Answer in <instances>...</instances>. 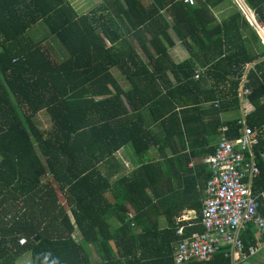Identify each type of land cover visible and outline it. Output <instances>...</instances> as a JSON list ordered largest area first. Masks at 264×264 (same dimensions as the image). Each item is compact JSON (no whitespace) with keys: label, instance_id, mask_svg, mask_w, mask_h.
<instances>
[{"label":"trees","instance_id":"obj_1","mask_svg":"<svg viewBox=\"0 0 264 264\" xmlns=\"http://www.w3.org/2000/svg\"><path fill=\"white\" fill-rule=\"evenodd\" d=\"M242 2L264 27V0ZM224 4L229 10L219 17ZM242 10L232 0H101L88 12L72 0H0V264L27 254L32 264H174L175 245L203 226L200 217L190 225L170 216L177 180L166 172H195L181 181L206 183L205 158L215 153L220 127L236 138L243 123L264 120V40ZM41 22L65 56L55 60L36 30L29 32ZM176 41L189 52L178 63L168 53ZM243 75L249 94L240 100ZM244 99L252 105L246 113ZM158 124L161 139L151 128ZM127 144L141 161L155 145L169 154L112 186L99 167ZM263 150L264 133L253 194L264 185ZM160 206L168 213L165 227L149 216ZM258 214L264 219L263 200ZM257 234L253 223L241 231L245 253ZM227 253L224 247L189 264H232Z\"/></svg>","mask_w":264,"mask_h":264},{"label":"built area","instance_id":"obj_2","mask_svg":"<svg viewBox=\"0 0 264 264\" xmlns=\"http://www.w3.org/2000/svg\"><path fill=\"white\" fill-rule=\"evenodd\" d=\"M182 1L190 5L197 3V0ZM260 29L264 34V27L260 26ZM248 68L249 65L246 70ZM202 74L203 70H197L194 79L199 80ZM245 76L240 79V100L249 94L244 89ZM219 130L222 135L215 153L205 158L211 178L206 185L200 217L203 231L179 240L172 253L174 264L209 261L224 247L229 248L225 256L232 259V264H238L264 251V219L258 214L260 200L264 201V185L258 194L252 192L254 180L260 174L255 151L264 133V120L256 126L243 123L236 138L227 137L226 127H220ZM258 157L264 162V150L258 152ZM248 223L255 225L259 238L256 246L245 253L240 233ZM177 233H181V227ZM25 243L26 238L22 237L20 245Z\"/></svg>","mask_w":264,"mask_h":264},{"label":"crops","instance_id":"obj_3","mask_svg":"<svg viewBox=\"0 0 264 264\" xmlns=\"http://www.w3.org/2000/svg\"><path fill=\"white\" fill-rule=\"evenodd\" d=\"M74 5L76 6L78 11L88 12L90 7L93 4H98L101 2V0H72ZM149 2V0H145ZM239 4V2H238ZM240 5V4H239ZM245 6V5H244ZM242 7V6H241ZM246 7V6H245ZM243 9V8H242ZM248 9V8H247ZM246 16L249 17L248 13L243 9ZM250 11V10H249ZM139 53L141 54L142 60L145 61V63L150 64V60L145 56L144 52L139 49ZM168 53L169 56L172 58L174 62H181L185 60L186 58H189V52L186 50L185 46H183L179 42H175L173 45L168 46ZM112 74L117 78V80L120 82L124 90L128 91L130 89L129 83L125 80L124 76L122 75L121 71L118 69H112ZM170 80H173L172 76H169ZM124 104L126 106V109L131 112L130 106L128 103L124 100ZM242 111L243 113H246L252 109V105L244 99L242 101ZM180 111V109H176ZM228 116V115H227ZM151 128L155 129L160 136V139L163 137L164 133L162 131V127L158 124L157 126H151ZM150 130V128L148 127ZM180 139L176 140V143L178 144ZM164 153L169 154V150L165 149L162 151L161 147L159 145L152 146V149L148 152L147 156H144V160H140V157L136 155V153L133 150L132 145L127 144L126 146L122 147L121 150L117 151L111 158L110 162L106 163L103 162L99 169L102 171V175L109 178L110 182L112 183V186L116 182H119L124 177L130 176L133 172H135L136 169H139L142 164L145 163H157L164 161ZM201 160L199 158L192 160V164L188 165L186 168H194L198 162ZM175 169H181V167H175ZM169 173L168 177H174L177 181L175 182L174 189H175V205H168L167 209H169L170 216L172 215L176 220H180L185 224H195L198 222L200 213L199 209L203 208V201L205 198V181L203 179H197L194 181H190L189 184H184L181 180L183 178H193L195 177V172H179L177 170L166 172ZM167 180V178L165 179ZM148 182V181H147ZM165 188V187H164ZM159 193L162 192L160 188H158ZM146 192L148 193L149 197L157 204L158 200L154 196L153 189H146ZM165 194L160 195L159 197L163 196ZM108 198H111V194L106 195ZM158 197V198H159ZM161 202V201H160ZM129 210L131 212L134 211L132 206L129 204L127 205ZM159 213L157 216H155L153 213H150L149 216L151 220L158 221L159 225L161 227L167 226L168 220H167V214H166V207L160 206L159 207ZM258 237V234L256 235ZM256 262L257 264H264V251L259 252L256 256H254V259L252 260V263Z\"/></svg>","mask_w":264,"mask_h":264},{"label":"rangeland","instance_id":"obj_4","mask_svg":"<svg viewBox=\"0 0 264 264\" xmlns=\"http://www.w3.org/2000/svg\"><path fill=\"white\" fill-rule=\"evenodd\" d=\"M234 4H237L235 0H232ZM242 8V7H241ZM229 8L227 4H224L223 6L220 7L219 9V17H222L228 12ZM36 30L32 35H36L37 40L43 39L44 45H46L48 51L52 54V57L57 60L60 58V56H65L66 50L64 46L62 45L61 41L56 37L55 35L51 34L50 31L47 29L46 25L44 23H39L37 25H34L29 29V32ZM40 117L39 119L42 122H48V117H44V115L38 116ZM37 117V118H38ZM17 264H31V255L27 254L23 258H21ZM253 264H257L256 262L253 261Z\"/></svg>","mask_w":264,"mask_h":264},{"label":"water","instance_id":"obj_5","mask_svg":"<svg viewBox=\"0 0 264 264\" xmlns=\"http://www.w3.org/2000/svg\"><path fill=\"white\" fill-rule=\"evenodd\" d=\"M236 2L238 1V0H235ZM239 2V1H238ZM238 2H237V5L239 6V8L242 10V8H241V6L238 4ZM251 11V10H250ZM242 12H243V10H242ZM252 12V11H251ZM244 13V12H243ZM254 12H252V15H251V18L250 17H248V16H246L245 14V17H246V19L249 21V23L251 24V25H253L255 28H256V30H257V32H259L260 33V35H261V37L263 38V36H264V34H263V32L261 31V29H260V25L258 24V21L256 20V17H255V14H253ZM241 264H253L252 263V261L251 260H243L242 262H241Z\"/></svg>","mask_w":264,"mask_h":264},{"label":"clouds","instance_id":"obj_6","mask_svg":"<svg viewBox=\"0 0 264 264\" xmlns=\"http://www.w3.org/2000/svg\"><path fill=\"white\" fill-rule=\"evenodd\" d=\"M201 70V69H200ZM211 178V177H210ZM208 182V181H207ZM207 182H206V184H205V190H206V185H207ZM205 190H204V193H205ZM206 197V196H205ZM204 200H205V198H204ZM203 205H204V201H203ZM203 209V208H202ZM201 214H202V212H201ZM201 217V216H200ZM177 221H180V220H178L177 219ZM180 228V227H179ZM178 228V229H179ZM181 231H182V227H181ZM181 234V233H180ZM22 238V237H21ZM20 238V239H21ZM259 238V237H258ZM20 239H19V244H20ZM24 245V244H23ZM23 245H21V246H23ZM262 252V251H261ZM256 256V255H255ZM252 257H254V256H252ZM247 260H250V259H247ZM195 262H201V261H195ZM18 263V262H17ZM192 263V262H191ZM241 263V262H240ZM31 264H32V259H31Z\"/></svg>","mask_w":264,"mask_h":264},{"label":"bare ground","instance_id":"obj_7","mask_svg":"<svg viewBox=\"0 0 264 264\" xmlns=\"http://www.w3.org/2000/svg\"><path fill=\"white\" fill-rule=\"evenodd\" d=\"M239 4H240V6H242L243 9H245V11L248 13L249 17L251 18L252 12L249 11V9H247V7H245L241 1H239Z\"/></svg>","mask_w":264,"mask_h":264}]
</instances>
